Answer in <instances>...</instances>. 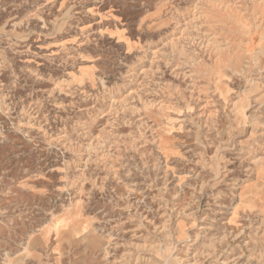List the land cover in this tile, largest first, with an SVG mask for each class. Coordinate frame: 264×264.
Wrapping results in <instances>:
<instances>
[{
    "label": "rangeland",
    "instance_id": "obj_1",
    "mask_svg": "<svg viewBox=\"0 0 264 264\" xmlns=\"http://www.w3.org/2000/svg\"><path fill=\"white\" fill-rule=\"evenodd\" d=\"M0 264H264V0H0Z\"/></svg>",
    "mask_w": 264,
    "mask_h": 264
}]
</instances>
